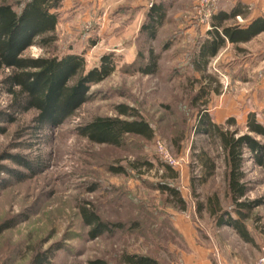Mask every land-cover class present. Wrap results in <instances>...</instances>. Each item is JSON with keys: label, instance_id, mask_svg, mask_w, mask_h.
<instances>
[{"label": "rangeland", "instance_id": "374dc122", "mask_svg": "<svg viewBox=\"0 0 264 264\" xmlns=\"http://www.w3.org/2000/svg\"><path fill=\"white\" fill-rule=\"evenodd\" d=\"M130 1L62 0L55 41L23 52L30 57L83 54L86 69L112 52L116 66L90 87V100L62 125L35 131L31 126L36 112L29 110L16 114L0 134V153H26L45 164L39 174L0 190V222L18 220L0 233V264H30L44 250L51 254L45 264H90L97 258L123 264L120 257L125 253L149 255L161 264H239L255 262L264 248V164H257L245 149L247 191L238 201L254 204L243 208L251 238L244 241L231 226L217 225L221 212L236 217L238 205L226 189L217 139L197 131L202 109L237 136L248 132L249 114L264 124V32L240 45L225 43L205 68L196 69L194 57L208 36L206 30L197 25L189 31L173 16L183 7L192 9L196 1L171 0L150 44L159 54L157 70L142 74L138 68L143 60L137 53L148 46L138 30L146 9L157 1H144L143 7ZM8 71L0 69V109L11 102L1 82ZM119 103L141 112L152 127V138L128 135L122 147H115L76 133L84 121L114 115ZM256 139L264 145L261 136ZM157 142L179 161L171 165V173L163 166ZM199 152L215 161L213 175L205 181L195 157ZM113 165H123L126 173H111ZM157 182L177 188L182 202L155 189ZM82 206L124 228L91 239L81 219Z\"/></svg>", "mask_w": 264, "mask_h": 264}, {"label": "trees", "instance_id": "16d2710c", "mask_svg": "<svg viewBox=\"0 0 264 264\" xmlns=\"http://www.w3.org/2000/svg\"><path fill=\"white\" fill-rule=\"evenodd\" d=\"M61 2L62 0H22L14 3L11 0H0V69L9 70L1 82L3 90L11 95L8 108L0 109V134L6 132L7 126L15 120L16 114L29 110L36 112L32 118L33 127L31 126L35 131L54 129L62 125L74 115L82 103L90 100V87L108 77L116 66L112 52L102 54L98 63L88 69L83 54L66 53L63 56L52 54L37 57L23 55L26 48L31 45L47 46L55 41L56 36L53 32L59 22L58 10L62 7ZM14 5L19 9L17 10ZM167 7V3L152 2L145 11V19L138 30L142 41L148 46L146 51L139 49L137 53V57L143 60L138 68L142 74H154L157 70L159 54L150 44L166 17ZM239 14H243L240 5L234 6L229 12L212 14L210 29L206 32L208 37L201 43L194 57L196 69L205 68L211 57L225 46L226 40L237 45L264 31V16L254 18L244 26H220L222 20L235 18ZM114 110V115H97L89 121L78 124L76 133L90 142L115 147H122L128 135L146 139L153 137V130L148 120L135 107L119 103L115 105ZM198 117L197 131L217 139L225 164L226 189L238 205L236 217L221 212L218 215L217 225L231 226L241 239L250 241L249 231L243 223L247 216L243 208H251L254 202L238 200L244 197L247 191L243 181L245 149L250 151L252 159L257 164H264V145L256 139L257 135L264 139V124L254 114H249L245 125L248 132L237 136L236 130H229L212 122L205 109L199 112ZM229 121L233 122V119L230 118ZM195 157L201 161V166L204 168L202 181H205L213 175L215 161L205 152H199ZM4 160L12 162L17 167L1 163ZM142 164L151 166V162L148 161H142ZM44 166L42 160L30 159L26 153L2 151L0 190L12 185L13 182L26 181L27 178L39 174ZM163 166L168 172H173L172 166L166 162ZM109 171L126 173L123 165L110 166ZM155 189L166 192L170 197L182 202L180 191L172 185L157 182ZM214 206L210 211L212 214L217 210ZM80 215L84 224L89 226L88 236L91 239L99 237L104 232L124 228L121 222L112 223L102 220L91 207L82 206ZM223 215L226 217L224 218ZM16 221H18L16 217L1 221L0 233L11 228ZM50 257L49 251L44 250L35 255L30 264H45ZM120 262L161 264L149 255L134 253L122 254ZM90 264L109 263L103 258H97L91 260Z\"/></svg>", "mask_w": 264, "mask_h": 264}, {"label": "crops", "instance_id": "0c3cea01", "mask_svg": "<svg viewBox=\"0 0 264 264\" xmlns=\"http://www.w3.org/2000/svg\"><path fill=\"white\" fill-rule=\"evenodd\" d=\"M144 1H147V0H131L129 3L130 4L135 3L136 6L143 7L147 5L146 2ZM156 1L163 2L165 4L167 3L168 7L171 5V2H172L171 0H156ZM184 1H186L187 4L190 3L189 0H184ZM237 5L241 6L243 14L237 15L235 18H229V19L222 20V22L220 23L221 27L229 26V25L244 26L250 23L252 20H254V18L264 16V0H217L214 5L212 14L216 15L218 12H224V13L229 12L234 6H237ZM192 9H190L188 6L183 7L180 10L176 11L173 16H175V18H180V23H181L180 25L183 24L184 27L189 31H192L193 28L199 25L200 28H203V30H206L207 32L210 29V24H211L212 19L210 18V20L207 23H201L200 21L198 22V19L196 18V15L194 14V10ZM167 11L165 14L166 16L165 18H167V14H168ZM237 17H239L241 20L240 19L238 20ZM263 32H260L254 35V37ZM225 43L233 45L232 43H229L227 40L225 41ZM240 43H244V42H240ZM240 43H238L237 45H240ZM188 259L190 260V262L192 261L191 258H188ZM192 264L194 263L192 262ZM204 264H209V262L204 263Z\"/></svg>", "mask_w": 264, "mask_h": 264}, {"label": "built area", "instance_id": "2783aa9c", "mask_svg": "<svg viewBox=\"0 0 264 264\" xmlns=\"http://www.w3.org/2000/svg\"><path fill=\"white\" fill-rule=\"evenodd\" d=\"M195 5L193 7L194 14L196 15V18L201 23H207L213 13L214 5L217 0H195ZM238 20L240 19L237 17ZM241 20V19H240ZM157 152L161 156V158L166 161L170 166L177 165L179 161H177L171 154V152L166 148L161 142H157L156 144ZM238 264V263H237ZM239 264H264V248L262 249V252L260 256L256 259L255 262L252 263H239Z\"/></svg>", "mask_w": 264, "mask_h": 264}]
</instances>
